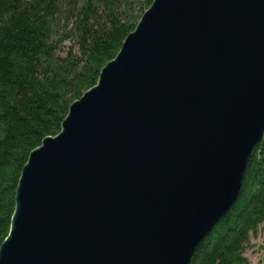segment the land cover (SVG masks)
Masks as SVG:
<instances>
[{
	"label": "water",
	"instance_id": "obj_1",
	"mask_svg": "<svg viewBox=\"0 0 264 264\" xmlns=\"http://www.w3.org/2000/svg\"><path fill=\"white\" fill-rule=\"evenodd\" d=\"M264 140V0H153L33 150L0 264H190Z\"/></svg>",
	"mask_w": 264,
	"mask_h": 264
},
{
	"label": "trees",
	"instance_id": "obj_2",
	"mask_svg": "<svg viewBox=\"0 0 264 264\" xmlns=\"http://www.w3.org/2000/svg\"><path fill=\"white\" fill-rule=\"evenodd\" d=\"M153 0H0V246L30 153L56 136L70 105L96 85ZM264 225V140L234 205L198 243L190 264H248Z\"/></svg>",
	"mask_w": 264,
	"mask_h": 264
},
{
	"label": "rangeland",
	"instance_id": "obj_3",
	"mask_svg": "<svg viewBox=\"0 0 264 264\" xmlns=\"http://www.w3.org/2000/svg\"><path fill=\"white\" fill-rule=\"evenodd\" d=\"M243 254L248 264H264V225L249 234Z\"/></svg>",
	"mask_w": 264,
	"mask_h": 264
}]
</instances>
